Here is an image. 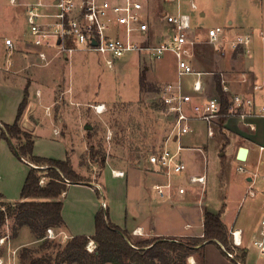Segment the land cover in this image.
Segmentation results:
<instances>
[{"label":"crops","instance_id":"1","mask_svg":"<svg viewBox=\"0 0 264 264\" xmlns=\"http://www.w3.org/2000/svg\"><path fill=\"white\" fill-rule=\"evenodd\" d=\"M193 1L195 2V0ZM29 2L30 0H22L19 3L27 4ZM236 2V0L209 1V8L212 9L213 7L217 10L227 8L228 13L224 18V24H227L229 27L226 28L221 25L213 27L219 26L224 28L227 39L230 40H234L238 36H249L251 38L249 48L252 55L248 57L244 54L243 48L238 47L233 49L227 44L219 49L209 45L214 51L206 48L201 51L199 49L201 46L199 47L198 45L192 58V64L194 66L193 59L197 55L200 60L198 61L201 64L198 69L195 66L194 68L206 73V75L203 77V94L194 95V100L197 103L219 94V87L222 86V80H224L225 84L229 87V92H227L228 97L241 95L253 99L257 112L261 106H264V12L261 11L263 0H248L249 5L253 7L252 16L245 19L238 16V13L234 17L231 15L232 12L228 11L230 5H237ZM187 5L190 7V1L187 2ZM183 10L188 13L185 6H183ZM23 12L25 14V9ZM199 14L201 17H206L205 7L201 8ZM11 18L9 17V19ZM161 18L167 27L165 28V36L162 38L164 39L168 36L169 27L163 18V13ZM151 27L157 33L155 30L156 25L151 24ZM19 30L25 36V29ZM16 31L18 30L9 32V36H7L13 39L17 46V51L13 54L8 53L4 46V39L1 41L0 38V70L14 73L12 76H4L0 73V195H2L0 201L12 204L21 201V192L28 174L32 167L36 168L31 163L18 160L11 151L8 142L1 138L2 125H12L16 121L19 107L25 98V91H28L29 96L28 107L22 119V127L33 134L35 146L37 143L35 138L38 136V131L41 128H50L49 125L52 127L51 132H53L54 137H57L56 140L60 141L59 143H64L66 147L71 146L73 131L77 129L78 131L81 130L79 122H68L66 116L61 114V110L56 115H53L52 106L58 104V101L54 103H49V101L55 95L57 97L58 94L53 84H45L44 82L47 79H49V83L52 81L50 75H43L44 86H38L35 98L31 97V85L24 84L25 81L22 79L21 71L31 70L35 68L36 62H40L37 55L39 49L27 38L23 42L20 41L15 36ZM233 31L245 33L231 36ZM193 32L194 30L191 32L192 37L202 40V37L198 33L194 34ZM1 55L4 56V63H2ZM64 62L69 63L65 59ZM175 67L177 73V61ZM156 78L160 79L158 74H156ZM174 79L171 78L165 81L167 83H175ZM192 80L193 77L186 79V91L188 92L190 91L189 88ZM20 82H23V84ZM62 96L66 100L72 99L73 103L71 106H87L91 108L95 106L92 104L93 100L91 102L86 101L85 103L79 102L80 100H78L76 91L73 88L70 95L68 91H64ZM197 124L205 125L207 139L209 141H217L218 146H221L223 149L220 156L226 158V166L220 176V180L224 181L223 188L225 190L224 195L220 196L221 201H219L222 206L216 209L212 203L211 205L213 206L211 208L203 207L199 216L198 222H200V227L198 228L191 222L185 221L183 227L177 229L176 232L161 231L158 227L160 215L166 216L164 215L166 214L165 211L171 208L174 202L182 203L188 199H197L199 202H202L207 199L209 191L207 173H197L190 164L188 166L184 161L185 152L193 151L204 156L210 148L209 142H202L203 137L201 133L199 140L191 139V136H195L197 132H201ZM192 127L193 132L183 138L189 137L191 140H196L199 145L197 147L184 145V139L182 138V144L186 149L183 151L184 153H181V159L187 169L184 174L174 177L172 180L173 188L166 191L165 198L160 197L154 188L155 185L167 183L168 179L164 176L151 173L142 168H138L137 171L125 172L106 167L104 168L100 183L92 181L86 182V184H71L68 191L63 194L60 200L64 204L62 211V217L66 225L64 232L70 237H93L96 233L97 213L102 209V203L105 202V209L109 214L111 222L121 229L127 230L135 238H143L142 240L157 237L201 238L204 231L205 211H209L221 215V219L229 230V233L232 230L241 231V246L235 247L234 250L235 254L237 250L244 251V264H264V257L255 246V243L262 239L260 232L262 220L264 219V157L257 154V149L264 147V116L256 115L245 122L235 117H229L222 126L219 125V122L214 124V138L208 137V126L206 124L193 123ZM51 138L52 133H49L46 139L52 142ZM35 146L34 154L38 156L35 153ZM241 148L248 150V156L244 162L238 159V153ZM198 149H202L203 152ZM81 150V145L78 147V150L70 149L68 151V149H64L66 153L64 159H70L76 171L78 167L75 164V159L78 161L81 156ZM236 166L237 170H235ZM114 170L124 172V177H115L112 173ZM203 175L206 176V185L190 182L191 176ZM180 188H184L186 192L180 194L178 191ZM212 188L213 185L210 188V192ZM214 192L216 191L214 190ZM250 192H253V195ZM196 228H200L201 230L194 233L193 231ZM137 229L143 233L135 235L134 231ZM22 231H20L19 235H21ZM30 236L29 238L36 240L33 235ZM230 241L232 242L231 235ZM209 245L211 244H206L205 247ZM226 258L221 264H234L227 256ZM188 262L189 264H197L195 256H190L187 264Z\"/></svg>","mask_w":264,"mask_h":264},{"label":"rangeland","instance_id":"2","mask_svg":"<svg viewBox=\"0 0 264 264\" xmlns=\"http://www.w3.org/2000/svg\"><path fill=\"white\" fill-rule=\"evenodd\" d=\"M17 1L21 2L22 0ZM35 1L37 0H30V2ZM43 1L49 3L51 0ZM189 1L183 0V6H185L186 11L192 18L193 33H198L202 37V40L200 39L201 44H199V47H201L199 49L203 51L206 48L214 51L206 43L205 36L207 35L208 29L213 26L221 25L222 27H229L227 24H224V18L228 14L227 8L217 10L212 7L211 9L209 8L210 0H195L199 10L194 11L188 7L187 2ZM236 1L237 5L229 6L228 11L232 12L231 15L235 17L238 13V16L242 17V19L247 17L251 18L253 7L249 5L248 0ZM146 4L151 18L150 23L156 25V34L160 37L157 42H160L165 36V28H167L161 15L164 9L171 12L172 7H168L164 0H147ZM202 7H205L206 17H201L199 14ZM23 11L24 8L11 5L9 0H0L1 41L10 38L7 36H9V32L11 33L14 30H18L15 32V36L20 41L23 42V40H26L22 31L19 30L24 28L25 32H27ZM261 11L264 12V0ZM9 17L12 18L9 19ZM243 33L245 32L233 31L231 36ZM1 57L2 63H4V56L1 55ZM53 57L54 54L50 53V59ZM198 60L199 57L195 55L193 63L196 69L201 64L199 63L200 60ZM175 64L176 59L171 53H167L159 58L133 53L117 59L115 67L110 69L97 54L79 53L72 56L69 63L64 62L63 58L58 57L48 66L42 65L41 62H36L34 65L35 68L21 71L22 74H20L23 76L24 84L31 85L30 95L32 98L36 96L37 87L43 85V75H50L52 81L49 83V79H47L44 82L45 84H53L58 94L57 97L55 95L49 101V103L58 101V104L52 106L53 115H56L61 110V114L66 116L68 122L70 121L72 123L77 121L81 126V130L78 131L77 129L73 131L71 146L67 147L64 143H59L60 141L56 140L57 137H54L53 132H51L52 127L50 125V128H41L37 133L38 136L35 138L37 140L35 153L38 154V157L46 159L65 160L66 153L64 149H68V151L70 149L78 150V147L81 145V156L78 161L75 159V164L78 167V170L75 171L86 182L93 181L100 183L101 176L106 167L125 172L137 171L138 168L146 170L147 162L144 160H147V157L151 153L163 146L172 128L170 117L167 115L165 107L161 102V91L162 88L169 84L165 80L175 78L174 80L177 82ZM143 70L147 71V81L153 87L152 92L141 93L140 75L143 73ZM0 73L4 76H12L14 74L4 70H0ZM156 74H158L160 79L156 78ZM20 83L23 84V82ZM72 88L76 91L78 100H80L79 102L85 103L86 101L91 102L93 100L92 104L95 106L105 105L104 113L97 114L93 108L87 106H76L77 108L71 106L73 103L72 99L66 100V98H63L62 93L68 91L70 95ZM87 125L92 127L91 130L85 129ZM197 127H199V131L201 132H197L195 136H191V139L199 140L201 133L203 137L202 142H209L210 148L204 156L193 151L183 152L185 156L184 161L188 166L190 164L197 173H207L209 182L207 199L202 202H199L197 199H188L182 203L174 202L171 208L165 211L166 214L164 215L166 216L163 217V215H160L158 227L161 231L176 232L177 229L183 227L185 221L191 222L198 228L200 227V222H198L199 216L203 207L211 208L213 206L211 205L212 203L216 209L222 206L219 201H221L220 196L222 194L224 195L225 190L223 188L224 181L222 179L220 180V176L225 169L226 158L220 156L223 149L221 146H218V142L207 139L205 125L197 124ZM49 133H52V142L46 139ZM81 134L83 135V145ZM183 139L184 145H189L190 147H197L199 145L196 140H191L189 137ZM14 142L17 146L21 145L20 141L16 140ZM197 154L198 156L196 157ZM103 157L106 160L105 167H102L101 164ZM139 157H141L140 162ZM32 165L37 169H47V166ZM236 168L237 166L235 170H237ZM41 175V179H45L44 185H41V182L40 185L45 186L49 180L44 174ZM212 185L213 188L210 192ZM13 226L14 220L8 219L0 232L1 236L6 234H10L11 236V240L9 241L10 247L0 246V257L5 259L6 264H14L9 259L12 258L13 260L12 251L15 250L17 251L15 264H21L19 255L23 248L27 247L33 250H39L43 242L37 241V237L26 226L19 230L17 237H14ZM197 228L194 229V233L201 230ZM20 231H22L21 235H19ZM30 235H33L36 240L29 238L31 237ZM131 237L133 242L143 239L135 238L134 235ZM69 240L63 241L56 239L54 241L63 245ZM97 246L96 243V248ZM255 246L258 248L257 245ZM87 251L90 252L88 249ZM45 252L37 253V256H41ZM50 252L52 253L53 250ZM236 255L240 257L242 253L237 250ZM204 256L205 264H221L226 258L220 248L215 244L204 248ZM262 256L264 257L263 254ZM195 258L197 263L198 257L195 256Z\"/></svg>","mask_w":264,"mask_h":264},{"label":"built area","instance_id":"3","mask_svg":"<svg viewBox=\"0 0 264 264\" xmlns=\"http://www.w3.org/2000/svg\"><path fill=\"white\" fill-rule=\"evenodd\" d=\"M172 11L164 9L163 18L169 31L168 36L158 41V35L151 27V18L147 9V0H43L21 4L17 0H10L13 6L25 9V37L39 49L37 55L42 65H50L56 58H63L70 62L71 57L79 53H95L101 57L105 65L113 69L116 60L136 53L153 57H162L167 53L174 55L177 61V82L169 83L161 91V102L170 117L172 128L165 139L164 146L147 157L145 169L168 179L166 184L155 185L160 197L165 198L166 191L173 188L174 177L184 174L187 167L181 159V153L186 149L182 138L193 132V123H204L208 126V137L214 138V124L222 117H235L242 121L256 116H264V106L256 112L255 101L241 95L229 97V113H222V98L220 94L195 102L194 95H201L204 91L203 77L206 73L198 71L192 64L196 47L201 40L192 37V18L183 10V0H164ZM190 7L197 11L198 6L190 0ZM94 42L96 44L94 45ZM206 43L216 49L228 45L233 49L243 48L246 56H251V38L243 35L234 40L227 39L224 28L212 27L208 29ZM8 53L17 51L13 39L4 40ZM50 53L54 57L50 59ZM193 77L189 92L186 91V79ZM222 91L227 94L229 87L222 80ZM97 114L105 111V105L93 106ZM203 152L202 149H198ZM257 154L264 157V147L257 149ZM264 162V160H263ZM115 177H124V172L113 171ZM45 179V178H44ZM41 179V185H44ZM190 182L206 185V176H191ZM180 194L186 190L180 188ZM253 195V192H250ZM102 208H106L105 202ZM139 229L135 235H141ZM261 240L255 245L264 255V219L261 226ZM233 247L241 246L242 233L239 230L230 232ZM70 237L64 231L53 228L47 230L45 239L63 241ZM10 234L1 236L0 246L10 247ZM90 252L96 249V243L91 240L87 246ZM225 250V249H224ZM11 251V250H10ZM227 257L235 258V252L225 250ZM11 262H16L17 251H12ZM0 264H6L0 257ZM192 264V263H191Z\"/></svg>","mask_w":264,"mask_h":264},{"label":"trees","instance_id":"4","mask_svg":"<svg viewBox=\"0 0 264 264\" xmlns=\"http://www.w3.org/2000/svg\"><path fill=\"white\" fill-rule=\"evenodd\" d=\"M146 72L143 70L140 75L141 93L153 91L152 85L147 81ZM219 94L222 98V113L228 114L229 97L221 87ZM28 96L26 90L16 121L12 125L3 124L1 133V138L8 142L11 151L20 161L47 166L45 170L31 168L21 192L20 202L12 204L0 201V232L7 220L13 219L14 237L26 226L38 241L43 242L39 250L24 247L19 255L21 264H187L190 256L198 257L197 264H205L206 244L217 245L225 256V250L235 252L229 230L221 215L209 211H205L201 238L157 237L133 242L131 234L113 224L107 210L102 208L96 216V233L93 237L75 236L63 245L45 239L48 229L64 231L66 228L62 217L64 204L60 200L63 194L71 184H86V181L74 170L70 159L53 160L35 156L34 136L22 127V119L28 107ZM225 121L226 118L222 117L219 125L222 126ZM16 140L21 142L20 146L15 144ZM138 159L140 162L141 157ZM101 164L102 167L106 166L105 157L102 158ZM41 174L49 180L45 186L40 185ZM91 240L98 245L92 253L87 251ZM40 252L45 253L37 256ZM241 253L240 257L235 255V258L231 259L234 264H244L245 253Z\"/></svg>","mask_w":264,"mask_h":264},{"label":"water","instance_id":"5","mask_svg":"<svg viewBox=\"0 0 264 264\" xmlns=\"http://www.w3.org/2000/svg\"><path fill=\"white\" fill-rule=\"evenodd\" d=\"M96 44V42H94V45ZM91 126H87L86 129L87 130H91ZM248 156V150L245 148H241L239 153H238V159L242 162L246 161ZM146 162V159L144 160Z\"/></svg>","mask_w":264,"mask_h":264}]
</instances>
